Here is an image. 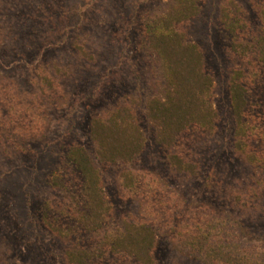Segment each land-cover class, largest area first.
Returning a JSON list of instances; mask_svg holds the SVG:
<instances>
[{"label":"rangeland","instance_id":"1","mask_svg":"<svg viewBox=\"0 0 264 264\" xmlns=\"http://www.w3.org/2000/svg\"><path fill=\"white\" fill-rule=\"evenodd\" d=\"M197 2L198 14L175 26L203 53L216 119L167 147L145 118L164 81L146 32L170 0H0V264H71L69 251L92 253L127 221L156 231L155 264H215L206 249L214 236L239 233V222L264 238V213L246 217L230 198L231 189L260 187L258 176L264 185V167L234 147L230 77L249 63L232 50L221 19L224 8L238 9L248 27L241 35L250 39L262 28L264 0ZM256 72L245 117L255 133L250 145L264 156V65ZM124 104L135 109L143 146L128 164L94 159L110 208L99 228H80L72 214L88 208L73 197L83 177L68 152L81 146L93 156L92 119ZM171 153L196 174L174 170ZM123 170L131 183L119 178ZM92 264L138 262L107 249Z\"/></svg>","mask_w":264,"mask_h":264},{"label":"trees","instance_id":"2","mask_svg":"<svg viewBox=\"0 0 264 264\" xmlns=\"http://www.w3.org/2000/svg\"><path fill=\"white\" fill-rule=\"evenodd\" d=\"M197 1L170 0L168 12L162 16L157 15L153 20V28L146 32L147 44L161 61L164 81L161 90L147 100L145 118L156 142L167 147L174 146L179 134L192 126L212 129L216 119L211 101L213 79L205 71L203 53L196 44L186 41L184 34L175 26L198 14ZM262 13L260 33L253 34L247 40L241 35V30L243 34L248 27L238 9L224 8L221 16L223 27L231 38L232 50L249 63L247 69H234L230 77L234 147L243 159L259 164L260 168L264 167V156L250 145L255 140V133L246 121L245 111L247 83L251 84L257 77L258 65H264ZM134 110L124 104L92 119L90 137L94 143L93 156L81 146H73L68 152L69 159L83 177L79 195L73 197L76 203L83 202V206L89 210L83 208L72 214L80 228H99L104 220L102 214L110 208L94 159L106 165L128 164L136 158L143 146L144 132ZM168 161L177 172L196 174L197 167L178 154H169ZM119 178L132 182L127 170L121 171ZM253 182L260 187L251 186L243 192L231 189L230 198L244 216L256 213L255 218H259L264 213V185L259 176ZM238 227L239 233L230 234L228 231L226 236H214V244L208 246L205 257H213L212 262L216 261L215 264H264V238L258 234L252 236L243 222H239ZM156 234L145 221H127L118 233L102 238L101 248L94 249L92 253L88 250H72L67 253V257L71 264H92L95 258L101 259L102 252L108 249L133 258L138 264H155L153 250ZM203 237L207 241L210 236L203 234Z\"/></svg>","mask_w":264,"mask_h":264}]
</instances>
